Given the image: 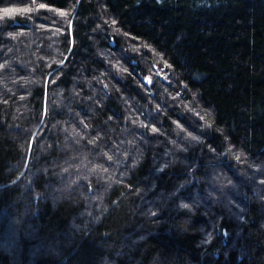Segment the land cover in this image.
<instances>
[{"label":"trees","instance_id":"trees-1","mask_svg":"<svg viewBox=\"0 0 264 264\" xmlns=\"http://www.w3.org/2000/svg\"><path fill=\"white\" fill-rule=\"evenodd\" d=\"M36 3L0 20V264H264V0Z\"/></svg>","mask_w":264,"mask_h":264},{"label":"snow or ice","instance_id":"snow-or-ice-1","mask_svg":"<svg viewBox=\"0 0 264 264\" xmlns=\"http://www.w3.org/2000/svg\"><path fill=\"white\" fill-rule=\"evenodd\" d=\"M32 3L35 5V7L32 6H23V7H16V6H11V7H4L2 9V13L3 15L0 16V20L3 19H11L13 18L14 14H29L32 13L34 10L38 11L40 9H45L48 8V5L45 3H36V0H32ZM59 11V10H56ZM60 15H66V13L64 12H60ZM116 21L113 20V24H115ZM152 131H157V129L155 127L152 128ZM193 140H197V137H192ZM237 159H239V157H237ZM109 160H111V157H109ZM162 170V169H161ZM4 187L3 185H0V188ZM181 188L183 187V185L180 186ZM180 207H184L187 208L188 205L187 204H181ZM151 215H156V213H151ZM16 223H20L19 219H17Z\"/></svg>","mask_w":264,"mask_h":264},{"label":"rangeland","instance_id":"rangeland-1","mask_svg":"<svg viewBox=\"0 0 264 264\" xmlns=\"http://www.w3.org/2000/svg\"><path fill=\"white\" fill-rule=\"evenodd\" d=\"M147 79H149V78H147Z\"/></svg>","mask_w":264,"mask_h":264}]
</instances>
